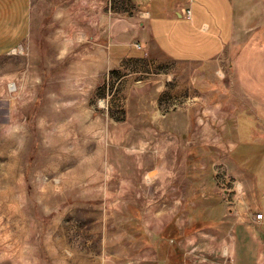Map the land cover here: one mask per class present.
Here are the masks:
<instances>
[{
    "label": "crops",
    "instance_id": "obj_1",
    "mask_svg": "<svg viewBox=\"0 0 264 264\" xmlns=\"http://www.w3.org/2000/svg\"><path fill=\"white\" fill-rule=\"evenodd\" d=\"M21 49L5 93L53 69L105 99L78 168L100 155L86 200L107 244L0 264H264V0H0V59Z\"/></svg>",
    "mask_w": 264,
    "mask_h": 264
},
{
    "label": "rangeland",
    "instance_id": "obj_2",
    "mask_svg": "<svg viewBox=\"0 0 264 264\" xmlns=\"http://www.w3.org/2000/svg\"><path fill=\"white\" fill-rule=\"evenodd\" d=\"M20 51L0 59L4 66L0 80L4 78L6 84L15 75L28 80L25 66L17 58L26 50L23 48L22 55ZM48 60L54 59L40 58L38 66ZM51 71L33 75L38 88L26 89L18 98L5 93L0 82V96L6 94L0 102V259L5 257V261H17L20 255L28 260L35 254L45 260L48 249L60 248L62 242L70 252L79 249L86 255L94 247L96 253L100 243L101 255L107 244L103 229L100 234L94 232L98 219L89 216L93 202L86 200L104 193L101 185L92 184L105 174L100 155L86 160L85 168H78L84 136L95 123H101H94L93 117L102 120L105 99L92 91L85 107L74 92L58 88L60 76ZM20 117L24 122L18 121ZM109 188L113 192L118 189L115 185Z\"/></svg>",
    "mask_w": 264,
    "mask_h": 264
},
{
    "label": "built area",
    "instance_id": "obj_3",
    "mask_svg": "<svg viewBox=\"0 0 264 264\" xmlns=\"http://www.w3.org/2000/svg\"><path fill=\"white\" fill-rule=\"evenodd\" d=\"M183 16H184L186 19H190V16H191L190 11H189V10H185V11L183 12ZM136 48H137V49H141V46H140V45H136ZM262 217H263L262 214H257V215L255 216V219H256V220H262ZM263 247H264V240H263ZM193 261H194V262L191 263V264H201V263H203V264H207V261H201L200 258H194Z\"/></svg>",
    "mask_w": 264,
    "mask_h": 264
},
{
    "label": "bare ground",
    "instance_id": "obj_4",
    "mask_svg": "<svg viewBox=\"0 0 264 264\" xmlns=\"http://www.w3.org/2000/svg\"><path fill=\"white\" fill-rule=\"evenodd\" d=\"M10 90H12V91L14 90V87L12 85L10 86Z\"/></svg>",
    "mask_w": 264,
    "mask_h": 264
}]
</instances>
